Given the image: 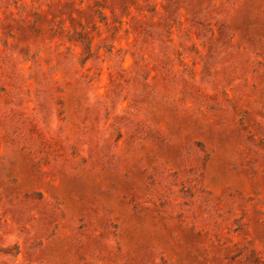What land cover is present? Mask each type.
Wrapping results in <instances>:
<instances>
[{
	"label": "rangeland",
	"instance_id": "1",
	"mask_svg": "<svg viewBox=\"0 0 264 264\" xmlns=\"http://www.w3.org/2000/svg\"><path fill=\"white\" fill-rule=\"evenodd\" d=\"M0 264H264V0H0Z\"/></svg>",
	"mask_w": 264,
	"mask_h": 264
}]
</instances>
